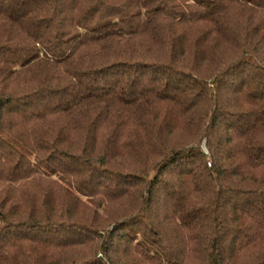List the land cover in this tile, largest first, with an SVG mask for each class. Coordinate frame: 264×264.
I'll list each match as a JSON object with an SVG mask.
<instances>
[{
	"label": "trees",
	"instance_id": "obj_1",
	"mask_svg": "<svg viewBox=\"0 0 264 264\" xmlns=\"http://www.w3.org/2000/svg\"><path fill=\"white\" fill-rule=\"evenodd\" d=\"M0 264H264V0H0Z\"/></svg>",
	"mask_w": 264,
	"mask_h": 264
}]
</instances>
